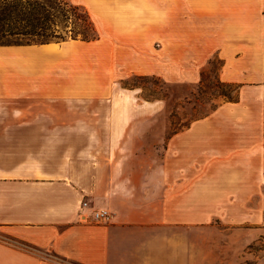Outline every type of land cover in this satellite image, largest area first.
Segmentation results:
<instances>
[{
    "label": "crops",
    "instance_id": "0c3cea01",
    "mask_svg": "<svg viewBox=\"0 0 264 264\" xmlns=\"http://www.w3.org/2000/svg\"><path fill=\"white\" fill-rule=\"evenodd\" d=\"M69 1L96 38L0 44V264H242L264 226V0ZM213 60L234 97L166 137V101L122 84H197Z\"/></svg>",
    "mask_w": 264,
    "mask_h": 264
},
{
    "label": "rangeland",
    "instance_id": "374dc122",
    "mask_svg": "<svg viewBox=\"0 0 264 264\" xmlns=\"http://www.w3.org/2000/svg\"><path fill=\"white\" fill-rule=\"evenodd\" d=\"M70 3L69 0H66ZM71 4V3H70ZM81 8V7H80ZM50 12L56 14L54 8ZM58 28L66 39L73 35L81 36V32L90 34L89 29L73 17L60 23ZM3 39V40H2ZM13 41L12 38H1L0 43ZM218 62L213 60L202 74V80L197 84L168 83L152 76H132L123 81L126 87L140 88V95L144 99H164L166 108L154 120L162 123L160 134L166 137L171 132L185 127L190 121L208 114L222 100L233 98L235 87L222 83L216 78ZM148 136L153 137L155 129L147 130ZM244 232H247L245 229ZM256 235L244 240V251L252 257L243 260L242 264H255L257 257L264 254V226H260ZM256 257H253L255 256Z\"/></svg>",
    "mask_w": 264,
    "mask_h": 264
},
{
    "label": "trees",
    "instance_id": "16d2710c",
    "mask_svg": "<svg viewBox=\"0 0 264 264\" xmlns=\"http://www.w3.org/2000/svg\"><path fill=\"white\" fill-rule=\"evenodd\" d=\"M80 7L66 0H0V39L13 40L0 44L66 40L58 26L70 17L90 30V34L81 32V36L73 35L72 39H94L96 33L89 15ZM50 8H54L56 14L51 13Z\"/></svg>",
    "mask_w": 264,
    "mask_h": 264
},
{
    "label": "built area",
    "instance_id": "2783aa9c",
    "mask_svg": "<svg viewBox=\"0 0 264 264\" xmlns=\"http://www.w3.org/2000/svg\"><path fill=\"white\" fill-rule=\"evenodd\" d=\"M83 204L86 205V202H83ZM108 216H109V212L107 210H104V209L99 210V211H95L93 213V217L95 219H98V220L103 219V218H107Z\"/></svg>",
    "mask_w": 264,
    "mask_h": 264
}]
</instances>
